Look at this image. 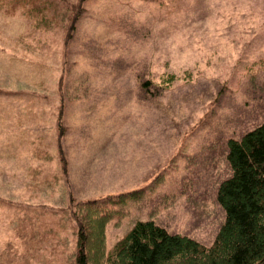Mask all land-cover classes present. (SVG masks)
I'll use <instances>...</instances> for the list:
<instances>
[{
    "label": "rangeland",
    "instance_id": "1",
    "mask_svg": "<svg viewBox=\"0 0 264 264\" xmlns=\"http://www.w3.org/2000/svg\"><path fill=\"white\" fill-rule=\"evenodd\" d=\"M77 1L0 0V264H75L80 223L88 264L138 220L210 245L264 117V0H85L69 32Z\"/></svg>",
    "mask_w": 264,
    "mask_h": 264
},
{
    "label": "trees",
    "instance_id": "2",
    "mask_svg": "<svg viewBox=\"0 0 264 264\" xmlns=\"http://www.w3.org/2000/svg\"><path fill=\"white\" fill-rule=\"evenodd\" d=\"M9 1L12 8H21L27 15L44 10L40 14L44 18V12L58 0ZM84 1L71 6L77 9L69 22V32L75 28ZM227 148L231 173L216 191L224 217L210 245L169 233L153 220H138L114 242L107 255L108 264H264V117L239 139H229ZM89 233L83 223L78 224L75 264L89 262Z\"/></svg>",
    "mask_w": 264,
    "mask_h": 264
},
{
    "label": "crops",
    "instance_id": "3",
    "mask_svg": "<svg viewBox=\"0 0 264 264\" xmlns=\"http://www.w3.org/2000/svg\"><path fill=\"white\" fill-rule=\"evenodd\" d=\"M7 122V121H6ZM11 123V122H10ZM10 123H8L7 122V124L6 125H10V129H6V130H3V132L4 133H6V134H11V135H13L14 133L12 132L13 131V128H12V126H11V124ZM4 146L6 147L7 145H6V143H4ZM4 168H6V167H4ZM4 170V169H3ZM4 171H2V172H0V176H2V173H3ZM5 174H8V173H5Z\"/></svg>",
    "mask_w": 264,
    "mask_h": 264
}]
</instances>
